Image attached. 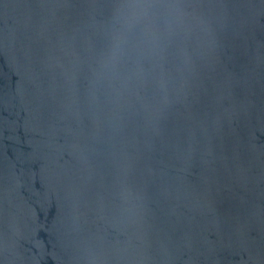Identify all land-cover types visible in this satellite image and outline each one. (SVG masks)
I'll return each instance as SVG.
<instances>
[{"label":"water","instance_id":"obj_1","mask_svg":"<svg viewBox=\"0 0 264 264\" xmlns=\"http://www.w3.org/2000/svg\"><path fill=\"white\" fill-rule=\"evenodd\" d=\"M0 264H264V0H0Z\"/></svg>","mask_w":264,"mask_h":264}]
</instances>
